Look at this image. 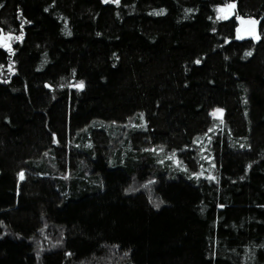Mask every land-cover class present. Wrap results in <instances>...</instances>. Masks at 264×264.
Here are the masks:
<instances>
[{
  "label": "trees",
  "instance_id": "1",
  "mask_svg": "<svg viewBox=\"0 0 264 264\" xmlns=\"http://www.w3.org/2000/svg\"><path fill=\"white\" fill-rule=\"evenodd\" d=\"M0 4V264H264V0Z\"/></svg>",
  "mask_w": 264,
  "mask_h": 264
},
{
  "label": "snow or ice",
  "instance_id": "2",
  "mask_svg": "<svg viewBox=\"0 0 264 264\" xmlns=\"http://www.w3.org/2000/svg\"><path fill=\"white\" fill-rule=\"evenodd\" d=\"M105 3H115L117 6H119L120 0H104ZM0 7H3L2 4H0ZM235 9V4L234 3H228L225 4L223 6H218L216 9H214L217 12V16L215 18V20H213V18L210 16L208 19L210 21H212L213 24H215L217 21H228L230 19V16L234 15V10ZM45 11H47V9H45ZM190 11V10H187ZM164 12V10H160L159 12H153V13H149V15H162ZM21 17V21H20V25H19V35L14 34V31H10L8 33H5V31L0 28V49H4L6 52L9 53L10 56L15 55V51L12 47V41H19V42H23L24 40V26L25 24H29L31 23L30 21L23 19L22 18V13L19 14ZM237 19L239 20V25L235 28V39L236 40H244L246 37H251L253 40H259L260 36L256 34V24L258 23V21L256 20H245L239 16H237ZM244 25H249L250 27L248 28H244ZM213 33L216 32V29L213 28L212 29ZM68 35H70L71 33L68 32ZM99 35V33L97 34ZM231 41L229 40H225V43H230ZM252 53L251 52H246L245 56H250ZM225 59H228V57H225ZM195 63L199 64L200 60L195 61ZM4 66L0 65V69H2ZM9 71L12 72L13 71V64L10 61L9 62ZM7 82V81H5ZM46 87H50L49 85H45ZM77 88L79 89H83L84 87V82L81 81L78 85H76ZM245 103H247V101H245ZM217 112H222L221 109H216L215 112H213L211 115L215 116ZM141 119L143 118V114H140ZM88 147H91V145H88ZM243 147V145L241 146ZM146 151H153L155 152V149H146ZM160 151H163V149H160ZM174 155V154H173ZM169 159H171V157H169ZM19 176L21 179L24 178V173L21 172L19 173ZM199 178V177H197ZM209 180H213L215 179V177H212L211 175H209L208 177H206ZM149 183H154V181H149ZM143 187L147 188L148 185H143ZM134 189H127L126 191H133ZM162 203V202H161ZM155 207H159V203H155L154 204ZM222 207V206H221ZM260 247L264 248V245H261ZM68 255H71V253H68Z\"/></svg>",
  "mask_w": 264,
  "mask_h": 264
},
{
  "label": "water",
  "instance_id": "3",
  "mask_svg": "<svg viewBox=\"0 0 264 264\" xmlns=\"http://www.w3.org/2000/svg\"><path fill=\"white\" fill-rule=\"evenodd\" d=\"M243 19H245V18H243ZM245 20H246V19H245ZM237 22H238V26H240V25H239V20H238V19H237ZM243 27H244V28H248V27H250V26H249V25H244ZM255 27H256V33H257L258 25L256 24ZM246 38H251V37H246ZM246 38H245V39H246Z\"/></svg>",
  "mask_w": 264,
  "mask_h": 264
},
{
  "label": "rangeland",
  "instance_id": "4",
  "mask_svg": "<svg viewBox=\"0 0 264 264\" xmlns=\"http://www.w3.org/2000/svg\"><path fill=\"white\" fill-rule=\"evenodd\" d=\"M230 17H231V16H230ZM237 26H238V24H237ZM207 161H208V160H207ZM17 179H18V182H22L24 178L21 179L20 176H19V174H18ZM108 261H109V260H108ZM108 261H107V262H108ZM107 262H105L104 264H108Z\"/></svg>",
  "mask_w": 264,
  "mask_h": 264
},
{
  "label": "bare ground",
  "instance_id": "5",
  "mask_svg": "<svg viewBox=\"0 0 264 264\" xmlns=\"http://www.w3.org/2000/svg\"><path fill=\"white\" fill-rule=\"evenodd\" d=\"M246 20H249V19H247V18H245ZM252 20H254V19H252ZM238 23V22H237ZM257 25H258V23H257Z\"/></svg>",
  "mask_w": 264,
  "mask_h": 264
}]
</instances>
